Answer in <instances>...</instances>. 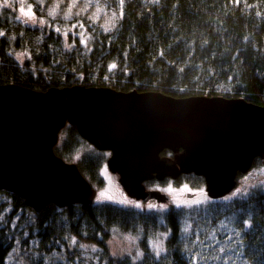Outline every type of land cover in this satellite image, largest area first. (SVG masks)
<instances>
[{
	"label": "water",
	"instance_id": "95a60500",
	"mask_svg": "<svg viewBox=\"0 0 264 264\" xmlns=\"http://www.w3.org/2000/svg\"><path fill=\"white\" fill-rule=\"evenodd\" d=\"M66 123L110 151L106 166L136 200L167 203L168 194L144 182L190 173L203 176L210 198H222L255 158L264 166V104L243 96L175 97L81 83L34 90L13 82L0 84V189L35 211L51 202L91 204L96 188L55 152Z\"/></svg>",
	"mask_w": 264,
	"mask_h": 264
},
{
	"label": "trees",
	"instance_id": "16d2710c",
	"mask_svg": "<svg viewBox=\"0 0 264 264\" xmlns=\"http://www.w3.org/2000/svg\"><path fill=\"white\" fill-rule=\"evenodd\" d=\"M124 12L126 15L115 40L97 31L86 41V45L80 43L78 46L75 62L80 63L83 75L76 78L75 74L66 72L62 79L58 77L52 80L56 82L53 86L59 84L58 80L64 81L63 85L73 81L89 82V73H98L100 69V75H103L109 72L107 66L115 63L125 69L122 73L119 70L111 75V83L102 79L103 83L100 84L111 85L117 90L134 88L143 91L149 89L144 87L145 84L158 83L160 79L161 89L155 90L175 97L187 96L189 93L175 94L169 90L172 87H187V90H191L196 86V92L200 93L190 95L204 93L243 96L250 102L264 104V0H240L239 4L235 0H158L140 2L134 6L131 4L125 7ZM0 30L7 34L0 37V84L14 82L34 90H46L51 85L46 79L53 76L48 71L52 55L50 53L66 54L68 51L61 33L47 23L31 26L17 19L13 6L0 10ZM189 35L200 39L204 46L202 56L207 63L204 70L194 67L192 63L185 66L178 64L180 60L177 57L184 59L194 44L187 43V46L184 43L190 40ZM79 40L76 38L75 42ZM158 54L164 57L160 62L155 61ZM121 74L127 80L119 79ZM92 79L97 81V76ZM30 81H39L41 84L34 86L29 84ZM61 133H67L69 139L57 144L55 150L59 152V156L67 159L75 154L85 140L77 134L75 126L70 124L61 129L59 135ZM162 154L168 155L171 152L164 150ZM256 159L261 162V159ZM103 161V157L92 158L87 160L86 165L93 172L96 168L98 170ZM8 193L17 202V206L32 210L19 196L13 192ZM66 208L69 211L67 231L81 232L87 228L90 240L100 245L102 242L96 240L99 234L105 237L108 227L115 222L123 221L126 226H130L136 215L132 209L111 203L99 206L93 203H73L63 207ZM58 209L61 208L51 205L40 211H33L34 226L45 230L47 219L54 217ZM225 213L234 215L244 224L247 220L251 221V225L245 230L249 237L256 235L255 239H250L254 246L253 254L263 256L264 188L253 189L246 197L231 200L230 205L217 208L213 215ZM136 216L144 232H148L150 221L157 225V221L150 216ZM183 216V209L173 206L164 216V224L169 231L168 250L174 260L180 259L184 251L181 248ZM50 223L51 230L45 233L52 235L53 242L56 238L54 228L60 223ZM8 230V226L0 227V264L5 263L13 244ZM39 234L43 235V231ZM145 239L142 238V244L146 243ZM115 263L132 264L120 260ZM181 263L186 264V261L183 259Z\"/></svg>",
	"mask_w": 264,
	"mask_h": 264
},
{
	"label": "rangeland",
	"instance_id": "374dc122",
	"mask_svg": "<svg viewBox=\"0 0 264 264\" xmlns=\"http://www.w3.org/2000/svg\"><path fill=\"white\" fill-rule=\"evenodd\" d=\"M157 1L123 0L121 3V0H12V6L15 11V17L26 24L41 26L47 23L50 27L60 29L59 32L64 39L65 49L68 51L66 54L50 53L52 55L50 56L51 61L48 71L53 76H49L46 82L53 86L56 82L52 80L58 77L62 79L66 72L75 74L76 78L83 75L80 63L75 62L77 60V48L82 40L87 41L97 31L107 34L110 39L115 40L118 36L121 22L126 15L124 12L126 6H131V4L133 6L138 5L140 2L150 3ZM20 5L24 6L26 12H28V6L32 5L35 10L34 17H32L31 13L25 16V14L19 12L17 8ZM29 17L32 18L33 22H26ZM16 26L18 25L16 24ZM65 32L67 35L64 34ZM195 36L189 35L190 40L184 41L187 46V43H190V45L194 44L192 49L188 50L184 59L177 57V60H180L178 64L185 66V64L192 63L194 67L197 66L200 70H204L207 66L205 58L202 56V48L204 46L199 41L200 39H196ZM76 38L80 40L75 42ZM191 38L195 39L191 40ZM158 55L155 57V61L160 62L164 57L163 55ZM113 64L115 67L103 75H100V69L98 73H89V82L73 81L69 85L78 84L79 82L99 84L103 83L102 79L110 82L111 75H115L119 70L122 73V70L125 69L122 65L117 66L115 63H111L107 66L108 70ZM97 68L95 67V69ZM177 68L180 67L178 66ZM94 76H97V81L92 79ZM119 79L127 80V77L121 74ZM57 82H59V86H64V81L58 80ZM29 84L35 86L41 83L39 81H30ZM126 86L132 87L130 85ZM161 86L160 79L158 83L149 82L144 85L145 88H149L147 90L161 89ZM169 90L175 94L188 92V95H190L200 93L196 92V86H193L191 90H187V87L176 86ZM223 95L228 96L226 94ZM58 136L59 143L69 139L67 133H61ZM55 152L59 155L58 151ZM104 153L105 151L101 152L93 145L83 141L75 154L65 159V161L75 162L92 187L96 188L97 193L92 202L95 206L111 203L122 208H129L134 210L136 215L141 214L142 217H152L154 221H157V225L152 224L150 221L148 232H144L142 224L136 215L133 218L135 221L130 226H126L123 221L115 222L108 227L105 237L102 234L96 237V240L102 242V245H100V243L90 240V232H88L87 228L81 232L74 231L72 233L67 231L69 223V211L67 208L58 209L54 217L49 218L51 220L47 219V228L43 230V228L40 229L38 226H34L35 213L33 210L22 209L17 206V202L14 201L7 191L0 190V214L4 216V222L0 223V227L8 226V236L13 239L12 247L6 255L4 264H116L115 262L119 260L128 261L132 264H183L181 263L183 259L186 264H190L193 254H199L207 258L206 260H201L200 264H264V255L261 256L259 254L256 256L253 254L254 246L250 239H255L256 235L253 234L249 237L245 230L248 225H251V221L247 220L244 224L230 213L213 215L217 208L230 205L231 200L246 197L253 189L264 188V166L257 159L245 174L237 176L236 186L222 199L200 198L199 201H202V203L189 208H180V204L183 202L181 193L187 190L186 185L181 183L182 187L178 189L176 186L166 182L167 180H149L145 183L147 186L163 188L173 195L175 202L174 205L161 204L167 206L163 208L160 207L161 205L149 208L148 205L150 203H137L124 197L120 187H118V184L116 185L115 180L109 174L110 170L106 166L105 161L99 165L98 170L96 168L93 172L87 167V160L104 158ZM182 181L197 183L198 178L194 175L184 176ZM195 201H198V199H192L189 204ZM136 205H140V207ZM171 206L183 209L184 212L181 245L184 251L178 260L170 257V251L168 250L169 231L164 224L166 220V217H164L165 213ZM55 221L60 224H57L54 228L56 230V238L51 242L53 240L52 235L45 232L51 230L50 222L55 223ZM161 224L162 226H160ZM221 225L224 226L222 227ZM213 230L216 233L215 239L212 238ZM41 231H43V235L39 234ZM251 232L254 233V231ZM197 236H199V240H197ZM73 237L76 238V244L72 243ZM228 237H231V239L229 240ZM142 238H146L145 244H142ZM45 240H49V242ZM81 245L84 247H81ZM220 247L225 248L226 251L220 252ZM157 251L160 252L159 256L156 255ZM214 257L219 258L214 259Z\"/></svg>",
	"mask_w": 264,
	"mask_h": 264
},
{
	"label": "flooded vegetation",
	"instance_id": "af4514ba",
	"mask_svg": "<svg viewBox=\"0 0 264 264\" xmlns=\"http://www.w3.org/2000/svg\"><path fill=\"white\" fill-rule=\"evenodd\" d=\"M69 125V124H67ZM105 151L104 155V161H105V164H106V160L107 158L110 156V151H106V150H103ZM101 151V152H103ZM109 174L111 175V177L115 180V183L116 185L118 184V187H120V190L122 191L123 195L125 198H128L130 201H134V202H137V203H145V204H154V205H161V204H166L165 202H157L155 199H148V201H143L141 199H134V198H131V197H128L123 189V187H121L120 183L118 182V176L114 173H111L109 172ZM190 175H194L193 173H190V174H182L179 178L177 179H171V178H167V179H164L162 181H165L167 180L166 182L172 184L173 186H176V188L180 189L182 186L181 183H183L184 185H186V189L184 192L181 193V198H183V202H181L180 204V208L181 207H184V208H189V207H192L193 205H196V203H192V204H189V201H191L192 199H199L200 198H206V197H209L208 194H206V191H205V183H204V178L203 176H197L199 177L198 178V182H188V181H182V178L184 176H190ZM240 174H238L239 176ZM196 176V175H195ZM155 179H151L150 181H154ZM149 181V180H147ZM146 181V182H147ZM144 182V185L146 186V189H154V190H160L166 194H168V196H170V200L167 202L168 205L170 204H173L174 205V198H173V195H171V193L167 192L166 190H164L163 188L161 187H156V186H147ZM96 193H97V190H96ZM96 193L94 195V197L96 196ZM210 198V197H209ZM211 200H219V199H222V198H210ZM76 204H80V203H76ZM172 207V206H171Z\"/></svg>",
	"mask_w": 264,
	"mask_h": 264
},
{
	"label": "snow or ice",
	"instance_id": "6c2138e0",
	"mask_svg": "<svg viewBox=\"0 0 264 264\" xmlns=\"http://www.w3.org/2000/svg\"><path fill=\"white\" fill-rule=\"evenodd\" d=\"M122 2H123V0H121V3H122ZM235 2H236V4H239L240 0H235ZM11 7H12V0H0V8H11ZM17 10H18L19 12H21L22 14H25V16H27L28 13H31V14H32V17H34V15H35V10H34V8H33L32 5H29V6H28V12L25 11L24 6H22V5L18 6ZM121 15H122V14H121ZM26 22H33V21H32V18L29 17V19L26 20ZM41 23H43V21H41ZM81 26H82V25H81ZM56 31L59 32L60 29H56ZM64 34L67 35L66 32H65ZM6 35H7L6 32H4L3 30H0V37H4V36H6ZM81 43H85V45H86V41H83V40H82ZM113 67H115L114 64L111 65V66L109 67V71H111V68H113ZM229 79H231V77H229ZM101 195H103V193H101ZM129 203H131V202L129 201ZM194 203H196V204H200V203H202V201H195ZM136 206H137V207H140V205H136ZM177 206H179V205H177ZM148 207H149V208H155L156 205H151V204H149ZM160 207L163 208V207H167V206H166V205H161ZM2 222H4V216H3V214H0V223H2ZM221 226L223 227L224 225H221ZM186 230H187V229H186ZM237 235H239V233H237ZM215 236H216V233H215V230H213V232H212V238L215 239ZM228 239L230 240L231 237H228ZM197 240H199V236H197ZM76 242H77V241H76V238L73 237V238H72V243H73V244H76ZM81 247H84V246L81 245ZM205 247H207V245H205ZM219 251H220V252H225L226 249L223 248V247H220V248H219ZM138 255H142V254H138ZM156 255L159 256V255H160V252L157 251V252H156ZM218 258H219V257H214V259H218ZM206 259H207V258L204 257V256H202V255H199V254H193L192 257H191L190 264H200V261H201V260H206Z\"/></svg>",
	"mask_w": 264,
	"mask_h": 264
},
{
	"label": "bare ground",
	"instance_id": "6f19581e",
	"mask_svg": "<svg viewBox=\"0 0 264 264\" xmlns=\"http://www.w3.org/2000/svg\"><path fill=\"white\" fill-rule=\"evenodd\" d=\"M79 83H81V82H79ZM81 84H84V85H86V86H89V85H98V86H100V85H102V84H92V83H89V84H85V83H81ZM209 95V94H208ZM66 124H68V123H66ZM71 125V124H70ZM67 126V125H66ZM65 126V127H66ZM63 129V128H62ZM57 144H59V139H58V141H57V143H56V145ZM89 144V143H88ZM55 145V146H56ZM55 149H56V147H55ZM56 151V150H55ZM63 159H65V158H63ZM88 180V179H87ZM89 181V180H88ZM90 183V182H89ZM91 184V183H90ZM92 186V185H91ZM0 190H3V191H8V192H11L10 190H5V189H0ZM14 194H16L15 192H13ZM17 195V194H16ZM17 196H19V195H17ZM20 197V196H19ZM21 198V197H20ZM22 199V198H21ZM22 201H23V199H22ZM51 205H54V206H56V204L54 203V202H51V203H49V204H46L45 206H43V208H41V209H44L45 207H47V206H51ZM70 205V204H69ZM81 205V204H80ZM28 206V205H27ZM66 206H68V205H66ZM66 206H62V207H58V206H56V207H58V208H63V207H66ZM28 207H30V208H32L31 206H28ZM32 210L34 211V209L32 208Z\"/></svg>",
	"mask_w": 264,
	"mask_h": 264
},
{
	"label": "clouds",
	"instance_id": "9594fccd",
	"mask_svg": "<svg viewBox=\"0 0 264 264\" xmlns=\"http://www.w3.org/2000/svg\"><path fill=\"white\" fill-rule=\"evenodd\" d=\"M256 159V158H255ZM255 162V161H254ZM94 201V200H93Z\"/></svg>",
	"mask_w": 264,
	"mask_h": 264
}]
</instances>
